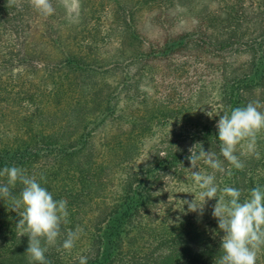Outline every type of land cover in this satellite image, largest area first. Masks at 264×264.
Segmentation results:
<instances>
[{
  "label": "trees",
  "instance_id": "obj_1",
  "mask_svg": "<svg viewBox=\"0 0 264 264\" xmlns=\"http://www.w3.org/2000/svg\"><path fill=\"white\" fill-rule=\"evenodd\" d=\"M184 1L80 0L74 22L59 0L50 16L30 0H0V170L43 174L54 199L68 201L61 237L44 244L48 264H79L80 256L87 264H216L223 255L217 200L205 203L202 221L184 204L202 206L186 157L199 144L219 155V116L264 103V0H216L214 10L201 5L190 29H176L171 11ZM142 11L159 39L139 27ZM196 62L218 81V109L201 122L177 98ZM257 150L259 159L238 146L244 169L216 173L217 184L240 189L242 199L264 187V133ZM198 168L212 172L202 161ZM19 219L0 199V264H39L16 231ZM78 226L83 234L64 250Z\"/></svg>",
  "mask_w": 264,
  "mask_h": 264
},
{
  "label": "clouds",
  "instance_id": "obj_2",
  "mask_svg": "<svg viewBox=\"0 0 264 264\" xmlns=\"http://www.w3.org/2000/svg\"><path fill=\"white\" fill-rule=\"evenodd\" d=\"M16 4L17 0H8ZM32 7L43 16H50L55 9L51 0H30ZM264 103L259 99L250 101L243 107H236L230 113L219 116L217 122L219 155L214 151H205L202 144L198 151L194 146L189 149L186 159L190 162L191 178L198 187L202 206L192 200H185L190 211L202 212L205 203L216 199L212 215L218 221L219 229L224 233L221 241V255L216 264H257L258 254L264 250V187L257 185L249 190L247 198L242 199V191L236 187H220L216 182V173L232 175V168L243 170L244 162L237 155L238 146L243 154L260 158L257 150L258 137L264 133ZM223 157V159H221ZM203 162L212 172L203 173L198 163ZM231 166L226 169L224 162ZM0 177H6V183H0V199L9 201L11 211L20 219L16 231L20 236L28 237L26 253L39 264H48L45 253L47 245L56 244L61 237L62 225L68 223L69 211L66 199H54L53 194L44 186L43 174L29 175L26 169L18 166L4 167ZM22 185L19 197L12 188ZM84 230L77 227L68 230L62 242L64 250L71 251ZM43 241V243H42ZM79 264H87V257L80 256Z\"/></svg>",
  "mask_w": 264,
  "mask_h": 264
},
{
  "label": "rangeland",
  "instance_id": "obj_3",
  "mask_svg": "<svg viewBox=\"0 0 264 264\" xmlns=\"http://www.w3.org/2000/svg\"><path fill=\"white\" fill-rule=\"evenodd\" d=\"M246 4H249L250 0H243ZM64 7L67 18L71 21L76 22L79 15L80 0H59ZM185 5L178 6L175 10L171 11V14L175 16L173 27L176 29L188 30L196 22V11L201 10V5H209L214 10L217 7L216 0H187L184 1ZM152 14L148 11H142L139 16V27L143 32L151 39H159L161 33L151 23ZM189 74L186 81H182L179 88L177 89V98L185 99V102L189 100L190 104L196 108L200 122L206 121L214 111L218 109V81L215 74L211 70L202 67L199 63L189 65ZM155 140H148L146 148L150 147ZM147 157V151L144 150L137 159V163H141ZM203 209H206L205 206ZM190 214L194 215L191 211ZM195 215L202 221L204 217V211L202 210L195 213ZM194 215V216H195ZM202 219V220H201Z\"/></svg>",
  "mask_w": 264,
  "mask_h": 264
}]
</instances>
